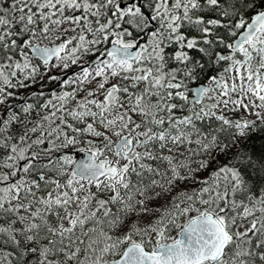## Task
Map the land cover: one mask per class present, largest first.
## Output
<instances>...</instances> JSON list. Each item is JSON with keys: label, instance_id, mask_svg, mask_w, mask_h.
Masks as SVG:
<instances>
[{"label": "snow or ice", "instance_id": "snow-or-ice-1", "mask_svg": "<svg viewBox=\"0 0 264 264\" xmlns=\"http://www.w3.org/2000/svg\"><path fill=\"white\" fill-rule=\"evenodd\" d=\"M254 134L264 0H0V264H264Z\"/></svg>", "mask_w": 264, "mask_h": 264}, {"label": "trees", "instance_id": "trees-1", "mask_svg": "<svg viewBox=\"0 0 264 264\" xmlns=\"http://www.w3.org/2000/svg\"><path fill=\"white\" fill-rule=\"evenodd\" d=\"M58 74V73H53ZM49 89L52 87V85L48 86ZM39 89V85L34 86L33 88L29 89L28 91H37ZM59 91V89H57ZM246 148H249L257 157H260L262 154H264V136L261 135H253L248 144L245 145ZM221 162H225L224 157H220ZM205 173L204 175H206ZM255 178V173L252 174ZM162 203V202H161ZM158 206V205H154Z\"/></svg>", "mask_w": 264, "mask_h": 264}, {"label": "water", "instance_id": "water-1", "mask_svg": "<svg viewBox=\"0 0 264 264\" xmlns=\"http://www.w3.org/2000/svg\"><path fill=\"white\" fill-rule=\"evenodd\" d=\"M76 158L77 159H83L84 157H83V155H78Z\"/></svg>", "mask_w": 264, "mask_h": 264}, {"label": "rangeland", "instance_id": "rangeland-1", "mask_svg": "<svg viewBox=\"0 0 264 264\" xmlns=\"http://www.w3.org/2000/svg\"><path fill=\"white\" fill-rule=\"evenodd\" d=\"M113 140L115 141L116 140V137H113Z\"/></svg>", "mask_w": 264, "mask_h": 264}]
</instances>
